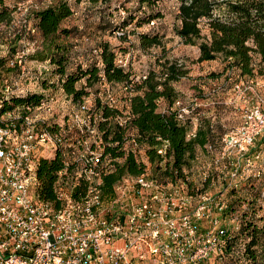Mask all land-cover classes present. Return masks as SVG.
I'll list each match as a JSON object with an SVG mask.
<instances>
[{
  "label": "built area",
  "instance_id": "2783aa9c",
  "mask_svg": "<svg viewBox=\"0 0 264 264\" xmlns=\"http://www.w3.org/2000/svg\"><path fill=\"white\" fill-rule=\"evenodd\" d=\"M28 3H19L17 9L26 19L32 14ZM125 34L123 28L114 32L116 38ZM29 54V49H23L9 60L11 67L21 69V78L26 75ZM5 57L7 54L0 55V59ZM117 63L128 65L124 60ZM25 92L14 90L5 81L0 95V264H200L215 252L216 235L200 233L199 222L205 218L216 229L220 223L213 213L222 211L224 202L215 201L208 192L195 198L187 178L148 177L149 166L147 174L124 178L112 194H105L102 178L113 166L110 157L103 155L104 146L93 149L87 140L99 136L102 142L92 124L89 103L78 105L85 114L83 119L71 112L78 135L66 144L68 131L54 133L45 122L37 127L29 116L34 110L51 112L52 99L34 110H5L12 97L25 96ZM107 94L108 106L117 108L115 96ZM199 107L201 100L193 98L188 103L178 100L172 110L185 121ZM135 135L134 131L128 134L127 150L142 158L145 150L136 144ZM194 135L192 129L188 138ZM263 135L264 112L253 107L239 126L224 135L219 148L207 145L206 150L214 156L216 166L232 157L238 159L230 175L233 183L240 160ZM51 149L60 153L64 169L54 184V200L46 201L39 193L36 155ZM158 153L164 156L166 146ZM244 163L253 164L250 159Z\"/></svg>",
  "mask_w": 264,
  "mask_h": 264
},
{
  "label": "trees",
  "instance_id": "16d2710c",
  "mask_svg": "<svg viewBox=\"0 0 264 264\" xmlns=\"http://www.w3.org/2000/svg\"><path fill=\"white\" fill-rule=\"evenodd\" d=\"M19 1L0 0V24L12 23L13 16L21 3ZM111 1L76 0L78 3L87 2L93 6L105 5ZM162 1L164 0H139L140 8L145 6L153 8ZM178 1L180 5L176 18L179 24L175 25V35L184 45L199 49L196 63L221 62L223 71L210 74L212 80H218L223 75L230 77L235 72L240 77L251 80L264 76V0ZM74 14L69 0H52L47 7L32 12L30 21L34 24L29 32L33 28L37 29V34L48 52L45 56L32 57V59L42 63L50 62L53 75L60 79V86L57 87H60L66 97L75 104L82 105L92 94L89 90L95 89L98 93L96 89L98 85L103 89L105 85H108L104 89L105 102L100 97H95V110H92L93 119L94 111L99 118L97 123L93 120L92 124L102 135L103 155L110 157L113 166L109 173L103 175L102 191L105 194H112L115 186L124 178L147 174L148 166L150 167L148 177L186 179L184 171L195 162L199 149L210 154L213 160L214 156L206 150V146L214 145L217 148L221 146L225 135H219L221 134L219 127L222 124L218 120L216 122L212 118H204L200 121L201 123L199 122L194 137L188 138L195 126L194 117L201 107L197 108L185 121L179 119L177 112L172 110L174 104L182 100L175 84L188 77L189 71L186 67L176 60L159 61L158 69L135 75L129 64L123 66L117 63L115 47L108 41H104L93 51L94 54L98 53L95 55L98 59L96 63L69 70L70 49L67 45L61 44V39L68 38L73 33L71 29L64 26V23ZM160 17V15H146L138 21V27L154 22V19ZM134 20H136L135 17L132 18L131 23ZM119 29L122 28H117L114 32ZM126 35L127 32L119 39L125 38ZM152 48L165 49L162 37L152 32L140 34L139 49L147 52ZM9 54L0 59V82L5 66L18 69L17 71L20 72L18 77L21 74L19 67L9 65V60L16 54ZM98 63L102 65L99 66ZM113 85L120 86L126 93L128 108L125 105V112L107 104L106 96L108 91L111 92L110 87ZM51 88L56 87L52 85L49 89ZM46 101L48 100L42 94L28 93L25 96H14L6 104L5 110L22 107H30L34 110ZM162 101L167 103L165 108L160 106ZM132 131L136 133V144L145 150L147 163L127 150L128 134ZM258 140L256 153H252L253 146L242 159L244 162L246 159L254 162L264 157V135ZM164 146H166V154L162 156L158 151ZM257 155L260 156L258 159ZM36 159L40 196L43 200L53 201L54 184L58 173L64 169L63 159L59 152L53 157H50L49 153L45 155L40 152L37 153ZM238 177L239 170L235 182ZM233 183L230 182L228 188L232 187ZM211 195L215 201L224 202L225 208L213 213L220 223L216 229L205 218L199 222L200 233L207 236L216 235L218 239L215 252L200 264L225 263L226 256H230L233 260L237 258V261H234L240 264L242 260L245 264H264V229L253 223L241 229L240 225L237 229H230L227 225L221 224L225 215H231L233 211H229L225 191ZM194 197L196 198L197 195ZM242 236L245 239L237 245V241Z\"/></svg>",
  "mask_w": 264,
  "mask_h": 264
},
{
  "label": "rangeland",
  "instance_id": "374dc122",
  "mask_svg": "<svg viewBox=\"0 0 264 264\" xmlns=\"http://www.w3.org/2000/svg\"><path fill=\"white\" fill-rule=\"evenodd\" d=\"M23 1L25 3L31 1L28 6L31 7L32 12L36 7L40 10L49 5L48 0H20L19 2ZM69 3L76 15L66 21L64 26L71 29L73 33L68 38L61 39V44L67 45L70 49L71 66L69 70H75L77 66L96 63L98 59L93 52L94 49L98 48L100 43L108 41L115 47L117 61H126L135 75L158 69L159 61H180V64L186 67L190 75L175 84L181 99L185 103L193 98L215 102L214 115L219 118L222 124L219 127L220 136L239 126L244 115L253 107H259L264 112V76L252 79L253 84L250 82L251 79L242 78L236 72L230 77L223 75L218 80H212L210 74H218L223 71L221 62L216 61L204 65L196 63L199 49L184 45L174 32L175 25L179 24L176 18L180 5L178 0H164L153 8L146 6L140 8L139 0H112L108 4L96 6L87 2L78 3L76 0H69ZM146 15H160L161 17L154 19V26L149 23L138 27V21ZM133 17L136 20L131 23ZM25 19L26 17L17 11L13 16L12 23L0 24L1 56L8 53L14 55L23 49L30 51V56L26 59L25 77H18L20 73L17 71L18 69L6 66L3 68L0 95L4 81H8L14 90H25L23 95L42 94L45 99H52L54 107L51 112L34 110L29 116L37 123V127L45 122L54 133L59 132L60 129L68 131L64 134V143L69 144L72 141L71 137L78 135L77 123L72 122L71 112H75L79 119H83L85 114L80 111L79 104L72 102L64 92L60 91L57 84L49 83L53 78V68H51L50 62L41 64V62L32 59V57L45 56L48 52L40 36L37 33L29 32L34 22L30 21V17L26 19V22H24ZM125 21L129 24L124 23ZM117 28L126 30L125 38L119 39L114 36L113 32ZM151 32L158 33L162 37L165 49L152 48L147 52L139 49L140 34ZM52 85L56 88L49 90ZM236 85L239 86V89L236 88ZM96 89H98V93L95 89L89 90L92 91V94L84 101L89 103L92 110H95V97H100L105 102V87L103 89L98 85ZM110 90L117 99L116 107L125 112L126 93L117 85L111 86ZM94 115V122L97 123L99 118L95 111ZM87 140L93 149L99 145L103 147L99 136L87 137ZM258 142L259 140L254 144L252 153H256ZM47 151L50 157L55 156L52 149ZM204 158V163L201 160L200 163L196 161L189 169L185 170L191 194L196 196L201 192L217 194L225 191L227 205L230 207L229 211H233V213L225 215L221 224L227 225L230 229H237L240 225L241 229L253 223L264 229V157L255 160L252 166H247L243 160H240L239 177L233 183V188H228V184L231 182L230 175L236 168L238 159L232 157L216 166L210 154H204ZM244 239V236L240 237L237 245ZM234 260L237 261V258ZM234 260L230 256H226L225 263L221 264H240ZM241 264H245V262L242 260Z\"/></svg>",
  "mask_w": 264,
  "mask_h": 264
},
{
  "label": "crops",
  "instance_id": "0c3cea01",
  "mask_svg": "<svg viewBox=\"0 0 264 264\" xmlns=\"http://www.w3.org/2000/svg\"><path fill=\"white\" fill-rule=\"evenodd\" d=\"M76 15V13L74 14V16ZM10 55V54H9ZM198 58V57H197ZM215 62V61H214ZM43 63H47L46 62H43ZM205 63H212V62H205ZM205 63H202L201 65H204ZM42 64V62H41ZM87 65H84L83 67H86ZM52 68V66H51ZM190 76V75H188ZM21 78V77H20ZM55 80H57V83H55ZM49 83L51 84H57V86H59V83H60V79L58 76L56 75H53V78L51 81H49ZM27 90V89H26ZM49 90H52V89H49ZM48 90V91H49ZM44 92H46V90H43ZM60 91H62V89H60ZM63 92V91H62ZM61 94V93H60ZM215 102L213 101H209V100H203L201 99V108L198 110V113H196V116L194 117V120H197V122H195V126H193V130L196 131L198 125H199V122L202 121L204 118H212L213 121H216L217 120L219 121V118H217L216 115H214V109H215ZM213 105V106H212ZM128 105L126 104V108ZM160 106L162 108H165L167 106V103L162 101L160 102ZM220 122V121H219ZM198 123V124H197ZM201 123V122H200ZM135 133V132H134ZM129 147H131V145H128ZM42 153H44L45 155H48V151H43ZM142 154H144V152H142ZM204 154H207L205 153L203 150L199 149L198 152H197V157H196V160L194 162V164L196 163V161H199L200 163V160L202 161V163H204ZM202 156V157H201ZM204 158V159H203ZM142 160L147 163V159H146V156H142Z\"/></svg>",
  "mask_w": 264,
  "mask_h": 264
}]
</instances>
